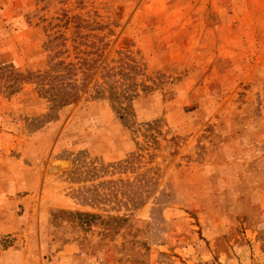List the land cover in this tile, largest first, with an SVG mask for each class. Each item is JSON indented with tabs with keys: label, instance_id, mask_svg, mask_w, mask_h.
<instances>
[{
	"label": "rangeland",
	"instance_id": "rangeland-1",
	"mask_svg": "<svg viewBox=\"0 0 264 264\" xmlns=\"http://www.w3.org/2000/svg\"><path fill=\"white\" fill-rule=\"evenodd\" d=\"M0 234L27 264H264V0H0Z\"/></svg>",
	"mask_w": 264,
	"mask_h": 264
},
{
	"label": "crops",
	"instance_id": "crops-1",
	"mask_svg": "<svg viewBox=\"0 0 264 264\" xmlns=\"http://www.w3.org/2000/svg\"><path fill=\"white\" fill-rule=\"evenodd\" d=\"M78 254L79 250L76 244H65L59 250L54 251V255L51 256L50 264H75ZM0 264H27V262L21 258L20 254L11 257L8 252L3 249L0 251Z\"/></svg>",
	"mask_w": 264,
	"mask_h": 264
},
{
	"label": "trees",
	"instance_id": "trees-1",
	"mask_svg": "<svg viewBox=\"0 0 264 264\" xmlns=\"http://www.w3.org/2000/svg\"><path fill=\"white\" fill-rule=\"evenodd\" d=\"M64 69L68 72L69 71V66L64 67ZM56 80V85H57V89L59 90L58 92V99L60 100V102L62 101L63 104L68 103V102H72L76 99L77 95L75 92H73L74 88L73 85L71 84H64L63 83V75H59L57 77Z\"/></svg>",
	"mask_w": 264,
	"mask_h": 264
},
{
	"label": "built area",
	"instance_id": "built-area-1",
	"mask_svg": "<svg viewBox=\"0 0 264 264\" xmlns=\"http://www.w3.org/2000/svg\"><path fill=\"white\" fill-rule=\"evenodd\" d=\"M88 264H97V263H95V262H90V263H88Z\"/></svg>",
	"mask_w": 264,
	"mask_h": 264
}]
</instances>
